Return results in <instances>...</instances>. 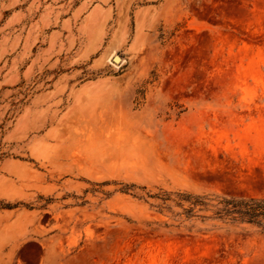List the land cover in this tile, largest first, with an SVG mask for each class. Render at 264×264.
I'll return each instance as SVG.
<instances>
[{
	"label": "rangeland",
	"instance_id": "374dc122",
	"mask_svg": "<svg viewBox=\"0 0 264 264\" xmlns=\"http://www.w3.org/2000/svg\"><path fill=\"white\" fill-rule=\"evenodd\" d=\"M222 198H264V0H0V264H264Z\"/></svg>",
	"mask_w": 264,
	"mask_h": 264
},
{
	"label": "trees",
	"instance_id": "16d2710c",
	"mask_svg": "<svg viewBox=\"0 0 264 264\" xmlns=\"http://www.w3.org/2000/svg\"><path fill=\"white\" fill-rule=\"evenodd\" d=\"M192 204L207 205L201 198ZM215 207L216 219L235 226L248 224L264 234V198H222ZM193 211L192 208L190 212Z\"/></svg>",
	"mask_w": 264,
	"mask_h": 264
},
{
	"label": "bare ground",
	"instance_id": "6f19581e",
	"mask_svg": "<svg viewBox=\"0 0 264 264\" xmlns=\"http://www.w3.org/2000/svg\"><path fill=\"white\" fill-rule=\"evenodd\" d=\"M115 61H116V62H119V61H120V58H119V57H117V58L115 59Z\"/></svg>",
	"mask_w": 264,
	"mask_h": 264
}]
</instances>
